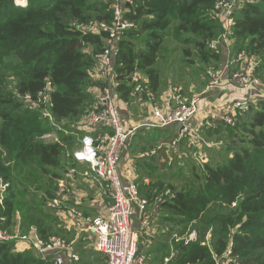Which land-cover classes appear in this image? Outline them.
<instances>
[{
    "label": "trees",
    "instance_id": "16d2710c",
    "mask_svg": "<svg viewBox=\"0 0 264 264\" xmlns=\"http://www.w3.org/2000/svg\"><path fill=\"white\" fill-rule=\"evenodd\" d=\"M130 2H122L121 7L123 17L134 27L118 34L112 58L119 103L130 105L136 97L148 100L145 93L133 94L137 85L160 98L162 68L178 46L184 58L181 62L193 64L190 58L194 57L204 74L208 66L220 65L223 46L217 49L219 53L208 47L224 32L215 0ZM113 16L111 0H26V6L0 0V178L9 184L0 203V230L30 234L34 229L42 239L59 236L68 242L75 238V231L62 226L48 203L62 180L72 196L75 189L86 188L87 182H92L88 187H99L83 171L78 173L71 154L95 106L93 92L101 87L94 74L96 55L108 47L109 40L107 31L92 33L84 27L91 22L110 26ZM232 18L230 56L241 51L258 56L260 64L254 74L264 89V0H241ZM174 43L176 47L169 49ZM236 69L234 64L229 73ZM138 73L146 80H134ZM47 82L51 85L48 109L56 122H66L67 134L57 131L60 143L56 144L38 139L52 130L40 119L43 107L34 105ZM190 129L192 137L197 132ZM201 129L206 141L221 142L226 152L221 160L209 158L198 165L186 150V155H180L183 165L178 172L172 171V161L166 173L150 169L148 184L142 177L135 181L148 208L161 212L163 225L161 241L148 250L138 246L137 254L145 252L148 264H165L166 258V264H216L214 256L220 257L232 243L238 264H264V99L251 103L234 127L220 122L216 129L204 124ZM135 137L130 136L128 143ZM186 143L193 144L182 138L179 147ZM200 146L213 153L203 143ZM189 149L194 152L198 146ZM71 167L77 174L68 176ZM179 180H184L182 185L175 183ZM160 195L162 200L156 203ZM190 232L196 233V240L186 243ZM78 249L79 261L63 251L64 262L83 264L81 246ZM0 264H52V257L40 259L11 241L0 243Z\"/></svg>",
    "mask_w": 264,
    "mask_h": 264
},
{
    "label": "built area",
    "instance_id": "2783aa9c",
    "mask_svg": "<svg viewBox=\"0 0 264 264\" xmlns=\"http://www.w3.org/2000/svg\"><path fill=\"white\" fill-rule=\"evenodd\" d=\"M113 2V22L112 25L104 23H89L84 28L92 33L105 30L109 33L108 47L100 54L96 55L98 80L103 83L100 93L96 97L95 106L88 114L89 129L83 128L85 133L79 137L75 143L71 157L78 165L86 166L92 181L97 183L103 190V194L110 199L105 212L90 216L84 215L74 207L67 208L63 212L61 204L65 201V196L69 194L66 181H59L55 192V198L48 203V208L58 213L66 214L69 219L77 217L78 224L83 225V230L90 232L94 236L93 249L103 255L106 264H148L145 257L137 254L136 238L132 233V216L135 210L139 211V222L142 226H147L151 215L148 212V202L139 193L137 183L132 179L124 178L118 167L123 150L125 149L131 132L128 131L120 118L117 102L113 95L111 83L113 79L112 58L118 34L123 30L134 27V24L123 17L124 10L122 2L131 3L130 0H111ZM16 5L26 6V0H14ZM241 0H215L214 10L220 13L224 22V32L214 41L209 43L211 50L217 47H230L233 43L231 39V26L233 25L232 13L235 7L239 6ZM239 67L229 76H223V72L209 66L205 69L207 83L204 90L190 99H184L181 95H173L172 106L168 110L164 109L157 101L154 93L145 91L142 85H137L134 95L145 93L151 104L152 117L156 123L154 127L166 128L171 125H179L178 140L189 137L191 133L190 121L199 113V104L203 94L215 91H222L227 88L238 89L246 95L242 99H234L224 110L228 111L219 118L226 126L234 127L238 117L248 111L251 103L264 99V89L254 71L259 67V57L239 52L228 63ZM51 85L46 83L45 87L38 92L34 105L43 107L40 119L46 121L52 128L38 139L44 143H60L57 131H63L64 123L54 120L48 109V91ZM29 101V97L25 98ZM35 106V107H36ZM207 127H214L213 123L206 121ZM100 129V130H99ZM105 129V130H102ZM199 158V162L198 161ZM206 156L202 153L197 157L199 164L205 163ZM77 174L73 167L67 168V175ZM9 184L2 182L0 178V203L2 196ZM166 191L164 195H168ZM162 195L156 197V203H160ZM72 224V223H71ZM72 226L75 227V221ZM196 240V233L188 234L184 241L191 242ZM15 241L16 244L24 245L34 255L40 259L52 257V264H64L63 251L67 252L75 260L72 254V244L59 236H50L47 239L39 237L33 229L30 234H22L18 230L7 232L0 230V243ZM169 258L164 260L166 264ZM216 264H238L237 257L233 254L232 243H229L227 250L220 256H214Z\"/></svg>",
    "mask_w": 264,
    "mask_h": 264
},
{
    "label": "crops",
    "instance_id": "0c3cea01",
    "mask_svg": "<svg viewBox=\"0 0 264 264\" xmlns=\"http://www.w3.org/2000/svg\"><path fill=\"white\" fill-rule=\"evenodd\" d=\"M225 48L226 49L223 48L222 50V62L225 60V63L228 64L234 57L232 58L230 54L227 55V49H230V47ZM221 70H223V66H221ZM94 72L96 73V68L94 69ZM225 77H227V75H225ZM133 79H140L142 81H145L146 77L143 74L138 73L133 76ZM112 84L113 79L111 83L113 91ZM97 91V88L94 89L93 93L95 94V98ZM180 93H178V95H181ZM173 95L177 94L169 93L163 96L162 93L160 98L156 97V99L164 109L168 110L169 107L173 105L172 101L170 100ZM181 96L187 100L191 98V96L189 98L183 95ZM244 97H246V95L241 93L238 89L233 88H227L222 91L203 94L201 103L199 104V113L191 119L190 127L195 132H198V130H202H200L202 124L206 126V121L211 123L210 120L212 119L213 121L221 122L219 117L225 113H228V111H225L224 109L228 107L231 101H233L234 99H242ZM143 105L147 106L149 109V115L147 118L140 115V112L135 113V111H140ZM119 111L124 127L131 132L130 136L132 137L134 134H136V136L138 137H135L134 140L132 139L130 141V144L128 143L127 147L123 150L118 169L124 178L126 177L127 179L136 181L138 178L142 177L144 179V184L146 185L149 183L148 173L150 169L157 168V172L166 173L168 172V166L171 164V162L175 161L177 158H181V156H177L175 153L169 152L165 147V143H172L175 137L178 138V131L180 126L171 125L164 129L152 126V124L156 122L152 117L151 104L148 100H142L140 97H136L133 103L130 105H126L120 102ZM85 128L89 129V126H85ZM157 130L159 132H162L160 136L157 135L159 133ZM201 135L203 138V130L201 132ZM153 137L157 138L155 142H153ZM189 137L187 138L189 139ZM76 169H78V173L79 171H83L84 174L86 172L89 174L86 166L76 164ZM87 189H89V191L91 190L90 193L92 194V196H89L88 190H86L85 192H79L77 189L75 190L74 196L70 194L66 195L64 197L65 201H63V203L61 204V207L64 208L63 212L65 211V209L72 207L82 212L84 215L86 214L90 216L99 215L105 212L110 202L106 201V199L108 198L103 194V190L101 189V187H89ZM86 195L88 196L86 197ZM67 197H70L69 203H67L66 201ZM148 212L152 216V220L148 223V225L143 227L141 222H133L134 224L132 223L131 229L132 233L137 239V242L140 241V243H138L139 248L143 246L145 250H148L150 246H153L156 242L158 243L159 241H161L160 235H162L163 229V225H161L159 222L161 212L159 210L157 211V208L152 206L148 208ZM58 217L61 221L62 226L66 230L75 231V238L71 242H68L65 239L68 243L72 244V253L74 249H77V253L75 252V262L79 261L80 256L78 254V246H81V253H83L85 258L83 260V264H106V260L103 255L98 252L94 253L95 250L93 249V234L82 229L83 225L78 224L79 220L77 219V217H75V220L69 219L64 213L63 215H59ZM74 221L75 227L72 226ZM22 246L24 245L20 246L19 244H17V248L19 250H29L27 247H25V249H22ZM84 251H86V254L84 253ZM140 252L143 253V251ZM89 253L91 254V256H89ZM151 257L153 258V255H151ZM68 260L66 263L64 262V264H70V260Z\"/></svg>",
    "mask_w": 264,
    "mask_h": 264
},
{
    "label": "rangeland",
    "instance_id": "374dc122",
    "mask_svg": "<svg viewBox=\"0 0 264 264\" xmlns=\"http://www.w3.org/2000/svg\"><path fill=\"white\" fill-rule=\"evenodd\" d=\"M174 47H176V43L171 44L169 46V49H172ZM218 48H220V47H217V49ZM223 48L226 49L225 47H221V51L223 50ZM180 49L181 48H179V46H178V50L177 51H174L172 54H168V62L162 68V72L163 73H162V76H161L162 77V81L161 82H162V87L164 89L163 96L164 95H167L169 93L170 94H174V93L175 94H178V93L181 92L180 94L183 95V96H186L187 98H189V96L192 97L194 95H197V91H199L201 89V87L204 85V83L207 80L206 77H205V74L201 71V69L199 70L197 68V66L195 64L196 61H195L194 57L190 58V59H192L194 61L193 64L189 63L190 65H185L186 64L185 62H181L182 59H184V58H182L183 56L180 55L181 54ZM217 49L215 51H217ZM227 50H228L227 51V55L231 54L230 53L231 50L230 49H227ZM210 66H213L215 69H217L219 71L221 70V66H223V70H221L223 72V76H225V75L229 76V74H231V73H229V69L231 68V66L228 65L227 63H225V60L223 62L221 60L220 65L217 66V67L214 66V65H210ZM198 67H200V65ZM238 68L239 67H237V69ZM94 74H95L96 79H98L97 74L95 72H94ZM100 83H101V86H103V83L101 81H100ZM112 86H113V95L115 97V100L117 102V107H118V110H119L120 103H119V101H118L119 99H118V97H117V95H116V93L114 91V87H115L114 86V83L112 84ZM100 89H101V87L98 89L97 94H96V97L100 93ZM136 112H138V113L140 112V115H142L145 118H147L148 115H149V109L145 105H143L141 107V110L140 111H135V113ZM210 121H211V123L213 122V125H214V127H212L213 129H216L218 127V125L220 124L219 121H213L212 119ZM64 123H66V122H64ZM189 139H190V141L193 142L192 145L186 143L181 148V147H179V141L180 140H178V139L175 140L174 139L172 143H170V142L165 143V147H166V149L169 152L175 153L177 156L186 155V153H187L186 150H189L188 154L191 155V157L195 159V161H196L197 164L200 162L199 161V158H198V161L199 162H197V157H198L199 153L202 154L201 152H205V153H203L206 156L205 162L209 161V158L210 159L211 158H214V159H217V160H219V159L221 160L226 155L225 154L226 153L225 152V149L222 146L221 142H218V140H215L214 138H212L211 141H206L204 139V137L202 138V135H201V133H200L199 130H198L197 133L193 134L192 137H189ZM200 143H203L207 149H212L213 150V153H210L209 154V152L204 151V149H202V147L200 146ZM195 145L198 146V149H197V151H194L193 152L189 148H190V146H195ZM176 163H179L178 166L176 165ZM181 165H183V161H180V158L176 159L174 161L173 165H172V171L178 172V170H179L178 167H180ZM198 165H200V164H198ZM87 179L90 180V181H92L89 178H87ZM180 180L178 182L175 181V183L178 184V185H182L180 183H182L184 180H182V182H180ZM89 183L92 184V182H89ZM89 183L88 182L86 183V188H85V185H84V188H80V189H78V191L79 192H85L86 190H88L89 196H92V194L90 193L91 190L89 191V189H87V188H89L88 187V184ZM77 184L79 185L80 182L77 181L75 183V185H77ZM57 188H58V186H57ZM87 196L88 195H86V197ZM105 197H107V196H105ZM106 201L107 202H110V199L108 198V199H106ZM190 233H192V232H190ZM136 246H137V249H138L139 244L137 242V239H136ZM144 253L145 252L140 253V254L142 256H144L145 255Z\"/></svg>",
    "mask_w": 264,
    "mask_h": 264
},
{
    "label": "water",
    "instance_id": "95a60500",
    "mask_svg": "<svg viewBox=\"0 0 264 264\" xmlns=\"http://www.w3.org/2000/svg\"><path fill=\"white\" fill-rule=\"evenodd\" d=\"M132 221L135 223H139V211H138V209L135 210V214L132 216Z\"/></svg>",
    "mask_w": 264,
    "mask_h": 264
}]
</instances>
